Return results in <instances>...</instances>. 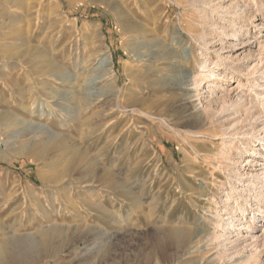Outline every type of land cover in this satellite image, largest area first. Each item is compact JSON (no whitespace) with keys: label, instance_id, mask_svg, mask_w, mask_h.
<instances>
[{"label":"rangeland","instance_id":"1","mask_svg":"<svg viewBox=\"0 0 264 264\" xmlns=\"http://www.w3.org/2000/svg\"><path fill=\"white\" fill-rule=\"evenodd\" d=\"M103 1L0 0V242L54 222L75 251L61 243L38 264H239L254 244L251 264H264V202L253 194L264 190V0ZM188 75L187 110L170 92ZM94 92L118 94L104 121ZM116 117L110 133L96 130ZM65 135L113 183H49L54 158L31 152ZM227 216L257 228L225 251L213 240ZM170 226L204 238L151 253Z\"/></svg>","mask_w":264,"mask_h":264},{"label":"bare ground","instance_id":"2","mask_svg":"<svg viewBox=\"0 0 264 264\" xmlns=\"http://www.w3.org/2000/svg\"><path fill=\"white\" fill-rule=\"evenodd\" d=\"M97 1L98 2L102 1L101 4H105L103 0H97ZM103 63H104V65L108 64L106 57L104 58ZM49 66H48L49 70H51V71L55 70V67H53L52 65H49ZM41 75H42V73H41ZM192 81H193V79L191 78L190 75H188L185 77V79L183 78L181 84H179L175 87H172L171 90H173V91L170 92L171 96L173 98L178 99L179 103L182 104L183 106H185V108L187 110H188L187 103L190 102L189 97H187L185 94H181V92L182 91L184 92L185 90H189L191 88L190 87L191 85H195V83H193ZM195 86H197V85H195ZM126 92L130 93V91L128 89L126 90ZM117 95H118L117 93H113V94L105 93L104 94V93H100V92H94L90 95L91 98H102V100H103L102 105L104 108L102 107V109L98 113L95 114L96 118L99 117L101 119V121H104L103 120L104 118H106L108 115L113 114V107H111L113 105H112V103L110 104V100H113V98H114V101H115V99L117 100V97H118ZM124 105H126V104H124ZM124 105H119L117 107L115 106L116 108H119L120 112L122 113L121 115H125L129 110L127 108L128 106H124ZM116 108H115V110H116ZM60 110H62V109H60ZM66 111H67V109H66ZM71 116H72V114H71ZM71 116H70V118H71ZM119 117H116L114 120L112 119L111 121H107V123L106 122L99 123L100 125L97 126L96 130H98L99 128H102L103 132L101 133V135L104 133H107V132L110 133L114 129L115 123L117 121H119L123 116H121L120 119H119ZM98 121H100V120H98ZM197 121H198V119H197ZM93 132H94V130H90L89 132H86L88 134H86L85 136H90L93 134ZM81 147L82 146L80 145V143L78 144L77 142L69 140L65 135L64 137L53 138V139L49 140L48 142H46L42 145H39V147H36V149L33 147L34 150L32 151V149H31L32 152L31 151L30 152H31V156L36 158V159H43V158H45V159L51 158L52 159V158H54V161H52L51 164L58 166V170H56L55 172L53 171V173H51L50 175L48 174L49 176L46 179V180H48L49 183H51L53 185H59L62 182V180H64L65 178H67L68 181L70 180L73 183L81 184V185L82 184L86 185V183L101 182V184L104 183V184H107V186H108L109 184L113 183L112 176L109 173L110 170L107 171V168L105 169L104 166L103 167L100 166V164L97 162V160L96 161L94 160V162H93L91 157L90 158L88 157L89 155H88L86 149L81 148ZM44 183H46V181ZM67 185H68V183H67ZM99 185H100V183H99ZM107 186H106V188H107ZM254 189L255 190H254L253 194L257 197V200L260 201V203H263L264 202L263 186L260 188H259V186H256V187H254ZM258 189H261V190L258 191ZM31 193L30 194L32 196L31 195L30 196L32 197L31 200L33 202V203L32 202L31 203L33 206H37V204L39 202H37L38 200L35 196V193L34 192H31ZM137 197H138V195H137ZM57 198H59V197H57ZM66 198H67V196H66ZM58 200H60V199H58ZM246 203H247V200L245 201V204ZM91 204H93V203H91ZM98 205L99 204H93L92 205L93 209L94 210L99 209L100 206H98ZM140 205L141 204H139V201H137L135 199L133 204H132V207H137V206L139 207ZM156 205L158 206V204H154L151 202L145 206L149 209H152L153 207L155 208ZM37 208H38V206H37ZM132 209L135 210V208H132ZM200 209H202V211L208 213L211 216L215 215V213L213 211H210L209 209H205V208H200ZM246 211H247L246 209H241L240 214L242 215ZM104 212H105V210H104ZM234 213L235 212H233V214ZM104 214H106V213H104ZM148 215H149V212L147 213V216ZM39 216H43V215H41V213H40ZM226 218H227L226 221H227V225H228L227 228L225 229L226 232L223 235L218 234L217 236L214 237V240H213V241L218 242L217 243L218 246L219 247L221 246V248H223L225 251L228 249L236 248L237 246H239L238 244L241 242L239 239L240 237L238 238V235L240 233H242L243 231H246V230H247V232H243V233H249V231L252 233V232H255V229L257 228L256 226L255 227L251 226V224H254V222L251 220L242 222V220H245V217H243V218L237 219L238 221L241 222L240 223L241 227L236 229L235 228V222H234L236 220L235 216H231V217L227 216ZM33 220L31 219L29 222L30 223L31 222L37 223V220H35V218ZM145 220H148L147 217H145ZM53 223H52V226L47 227V228L37 227V236L35 239L21 238V237H14L13 238L12 237L8 240H3L2 242H0V264H38L41 260H43L47 257L57 256L59 249L61 247H63L61 245V243L62 244L64 243L67 247L69 246V250L71 251V253L74 252L75 251L74 250L75 249L74 244H73V242L75 240L74 235L71 234V237H68L67 239H65L67 242H64L61 238L65 234H68L69 232H71L70 229L65 228L66 226H64V227L54 226ZM200 224H201V222H200ZM1 227H0V231L2 230ZM82 229H83L82 227H76L72 233L76 234L78 232H82L83 231ZM160 230L161 229H159V231ZM161 231H163L162 236L156 235L157 237H156L155 241H152V243H151V248H152V250H150L151 253H152V251H154V252L158 251L160 253L166 254L165 253L166 252L165 246H167L169 248H173V249H177V248L179 249L190 241L189 240L190 236L193 240H196L197 242L202 241L204 238L203 237L204 231H202L200 229H194L192 232V235H191L189 232V227L187 228L184 226H174V227L170 226L167 228H162ZM14 232H17V231H14ZM12 235H13V233H12ZM234 237H237V238H235L234 240H231ZM161 238L163 241L161 240ZM205 239H206V237H205ZM252 239H253L252 242L256 243L258 241V239L255 238L254 236H252ZM206 243H208V242L206 241ZM91 244H93V243H91ZM208 245H210V241L208 244L201 246V247H198L197 249H195V251L196 250H205V247H207ZM253 246L254 247L252 249V252L254 251L255 253L250 254V255H246V256L243 255L242 257H240V255H239V257H240V259H239L240 262H238L239 264H251V262L255 261V259H256L255 262L256 263L258 262L257 257H255L257 247L255 246V244ZM90 251H92V250H90ZM60 252H62V251H60ZM151 253H150V255H151ZM153 254H155V253H153ZM153 257H155V256H153ZM93 258H94V256L92 257V259ZM149 258L148 257L145 258V260L142 264H151L152 262H151V259H149ZM165 260H166V258H165ZM82 264H94V263L92 260L91 262L85 261V263H82ZM98 264H100V263H98Z\"/></svg>","mask_w":264,"mask_h":264}]
</instances>
